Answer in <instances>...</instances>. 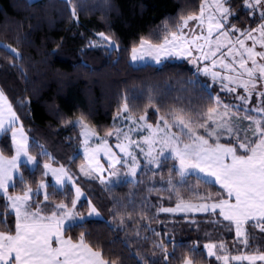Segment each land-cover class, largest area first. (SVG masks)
I'll use <instances>...</instances> for the list:
<instances>
[{"label": "snow or ice", "instance_id": "snow-or-ice-1", "mask_svg": "<svg viewBox=\"0 0 264 264\" xmlns=\"http://www.w3.org/2000/svg\"><path fill=\"white\" fill-rule=\"evenodd\" d=\"M66 4L71 18L78 21L72 0H66ZM242 8L250 17L257 11L260 13L256 27L238 28L231 23V18L237 15L231 0H200L198 13L185 14L181 9L175 24L166 20L161 34H153L155 40L141 37L130 50L134 63L154 60L160 64L164 59L183 58L195 67L194 77L203 75L211 79L212 86L219 84L221 91L229 95L235 93L237 103L222 104L219 95L213 97L207 92L210 86L202 84L207 94L206 108L172 107L161 114V108L149 95V103L137 119L125 97L113 118L114 130L109 129L104 136H99L83 115L72 125L80 128L86 161L80 172L89 180H98L104 191L110 192L112 187L121 184L141 183L136 179L138 169L143 167L145 172L152 171L155 176L170 162L167 180L163 175L160 178L162 187L156 188L153 183L148 191L167 193L170 200L175 196L176 204L175 207L161 204L157 215L206 213L216 216L218 212L222 219L212 223L220 224L228 232L234 229L233 246L242 245L243 250L237 248L238 254H232L223 239L218 243H204L203 252L208 258L214 257L217 264H264V248L248 251L256 239L249 229L264 233V0H243ZM96 36L99 39L91 40L89 48L110 51L116 46L118 50L112 36L103 31ZM11 52L15 59L21 58L15 48H11ZM253 97L257 101L255 105L251 103ZM149 108H155V124L148 122ZM118 119L128 125L127 131L115 127ZM9 133L11 155H5L0 148V207L3 208L0 227L4 229L0 230V264H118L117 260L106 259L99 247L86 241V232L81 231L77 239L67 235L76 228L83 229L93 218L103 219L101 209L89 199L87 216L78 210L84 192L63 164L53 167V158L42 145L39 155L47 159L42 165L41 179L35 189L26 182L25 173L34 176L40 161L31 154L32 143L20 124V117L0 90V137L6 142ZM133 133H138L140 139H133ZM113 135L119 152L110 147L109 138ZM100 153L107 160L106 166L100 162ZM141 155L143 161L139 159ZM118 166L126 169L123 176ZM173 175L179 179L174 181ZM192 178L194 185L189 183ZM18 183L23 186L19 194L15 192ZM72 190L75 195L69 205L67 198ZM41 193L43 201H39ZM61 195L64 199L56 202L55 198ZM121 207L127 206L114 201L113 208L108 209L112 223L116 224L115 231H124L127 220L133 216L129 212L126 220ZM147 212L145 202L141 206V221L156 219L155 216L150 218ZM13 216L14 228L10 219ZM144 230L160 237L152 243L153 259L137 253L144 264H211L210 259H204L198 241L186 247L175 238L166 239L167 232H156L150 227ZM135 236L140 238L139 226ZM178 249L182 250L179 257ZM157 250L162 259L155 258Z\"/></svg>", "mask_w": 264, "mask_h": 264}, {"label": "trees", "instance_id": "trees-1", "mask_svg": "<svg viewBox=\"0 0 264 264\" xmlns=\"http://www.w3.org/2000/svg\"><path fill=\"white\" fill-rule=\"evenodd\" d=\"M72 3L77 8L78 21L71 18L66 0H0V90L20 117V124L32 143L31 154L40 161L34 176L25 173L26 182L35 189L41 179V165L47 159L39 155L42 145L52 156V163L63 164L85 193L86 198L78 203V210L85 214L89 199L101 209L103 219L93 218L83 229L76 228L67 235L77 239L81 231L86 232V241L99 247L106 259L117 260L118 264H144L140 256L154 258L152 243L160 237L144 230L148 227L156 232H167L166 239L175 238L186 247L198 241L204 259H210L211 264L217 262L203 252L204 243H218L223 239L232 253H237V248L243 250L242 245L233 246L234 229L228 232L220 224L212 223L222 219L218 212L216 216L206 213L157 215L161 204L164 207L176 204L175 196L170 200L167 193L148 191L153 183L156 188L162 187L160 178L163 175L167 180L170 162L155 176L142 167L136 177L141 183L121 184L112 187L110 192L104 191L98 180H89L78 172V164L83 161L79 152L80 128L72 125L81 115L104 136L106 131L114 129L113 118L125 97L136 117L144 113L149 95L161 108V114L172 107L206 108L208 100L202 84L210 86L207 92L213 97L219 95L221 100L229 102V94L221 91L218 85L212 86L203 76L194 77L187 60L166 59L158 65L130 62L133 44H138L141 37L155 40L153 34H161L166 20L175 24L181 9L185 14L188 11L198 13L200 0H107V7L105 0H72ZM242 4L243 0H231L233 11L237 13L231 23L238 28L256 27L259 15L248 16ZM100 31L114 38L118 50L116 46L110 51L88 47ZM8 47L15 48L21 58L15 59ZM193 80L199 83H189ZM148 112V122L155 124V108H149ZM109 140L112 143V139ZM10 144V133L6 142L0 137V148L5 155H11ZM173 179L179 178L173 175ZM189 183L194 185L195 179H190ZM163 186L166 187V183ZM22 187L18 183L15 192L19 194ZM182 192L188 195L183 189ZM73 196L72 190L68 193L69 205ZM61 199L63 195L55 198L56 202ZM39 201H43L42 194ZM114 201L127 206L121 207L126 220L127 214L133 213L124 231L114 230L116 224L112 223V215L108 212ZM145 202L148 203L147 215L155 216V220H140L141 206ZM10 219L14 228V216ZM138 226L140 238L135 236ZM0 230L4 229L0 227ZM249 231L256 239L248 251L264 248V233L251 228ZM168 247L171 250L172 245ZM181 251L177 250V257ZM155 258L162 259L158 250Z\"/></svg>", "mask_w": 264, "mask_h": 264}, {"label": "rangeland", "instance_id": "rangeland-1", "mask_svg": "<svg viewBox=\"0 0 264 264\" xmlns=\"http://www.w3.org/2000/svg\"><path fill=\"white\" fill-rule=\"evenodd\" d=\"M29 1L32 2V1H35V0H29ZM209 2H211V0H209ZM256 14L260 15V13H259L258 11L256 12ZM191 23H193V22H190V24H191ZM193 26L195 27L194 24H193ZM198 31H199V29H197V32H198ZM185 32H187V29H185ZM233 38H235V37H233ZM98 39H99V38L96 36V39H95V40H98ZM248 43L250 44L251 42L248 41ZM114 47H115V46H114ZM8 48H9V47H8ZM9 49L11 50V48H9ZM169 59L182 60L183 58L172 57V58H169ZM164 60H166V59H164ZM183 60H185V59H183ZM130 62H131V64H133V65H142V64H146V63H150V64L158 65L154 60H148L146 63H144V62H141V63H134V62H132L131 59H130ZM189 65L192 67V69H193L194 72H195V67H194L192 64H189ZM200 76H203V75H200ZM203 77L206 79V81L209 82V84H212V81H211L210 78L205 77V76H203ZM216 85H218V86L220 87L219 84H216ZM220 88H221V87H220ZM239 91L242 92V89L239 90ZM224 92H225V91H224ZM226 93H227V92H226ZM229 96H230V100H229V102H227V101L224 102L223 100H221V101H222V104H229V103L235 104V103H237V102L234 100L235 93H233V94H231V95H229ZM251 103H252L253 105H255V104L257 103L255 97H253ZM138 118H139V117H137V119H138ZM75 120H76V119H75ZM115 127H120V128H122V129H124L125 131H127V129H128V125H127L123 120H121V119L116 120V122H115ZM113 130H114V129H113ZM144 134L146 135L147 133L145 132ZM98 135H99V134H98ZM99 136H101V135H99ZM101 137H102V136H101ZM132 138H133V139H136V140H139V139H140V136H139L138 133H133V134H132ZM109 139H112V140H111L112 143H110V147H112L113 151H115V152H119V149L116 148V143H117V141H116V139H115V136L113 135V136L110 137ZM95 142H96V140H95V138H93V143H92V146H93V147L95 146ZM135 151L138 152L139 149H135ZM79 152H80L81 155L83 156V161H82L80 164H78V172H79V175L85 177V176L82 175L81 172H80V167H81V165L86 163V161H85V159H84V154H83V149H82L81 144H80V147H79ZM99 158H100V162H101V164H104V165L106 166V165H107V160L104 159V157H103V153H100V157H99ZM139 159H140L141 161H143L144 157L141 155V156L139 157ZM44 162H45V161H44ZM44 162H43V163H44ZM43 163H42V165H43ZM42 165H41V169H42V171H43ZM59 166H60L59 164H55V163H53V167H59ZM118 167L121 168V172H120V174H121V176H123V175H124V172L126 171V169H124L122 166H118ZM138 171H139V169H138ZM104 175H105V177H107V172H105ZM85 178H87V177H85ZM48 179L50 180L51 177L49 176ZM73 180L75 181L74 177H73ZM77 185H78V184H77ZM69 186L71 187V185H69ZM78 186H79V185H78ZM82 192H83V191H82ZM73 193H74V195H75L74 190H73ZM41 194H42V196H43V193H41ZM85 198H86V196H85V193H84V196L81 198V200H82V199H85ZM173 214H181V213H173ZM182 214H184V213H182ZM192 214H193V213H192ZM194 214H197V213H194ZM84 215L87 216V212H86ZM234 232H235V231H234ZM232 254L235 255V254H238V253H232Z\"/></svg>", "mask_w": 264, "mask_h": 264}, {"label": "crops", "instance_id": "crops-1", "mask_svg": "<svg viewBox=\"0 0 264 264\" xmlns=\"http://www.w3.org/2000/svg\"><path fill=\"white\" fill-rule=\"evenodd\" d=\"M17 126H19V125H17ZM26 133V132H25ZM27 135V134H26Z\"/></svg>", "mask_w": 264, "mask_h": 264}]
</instances>
